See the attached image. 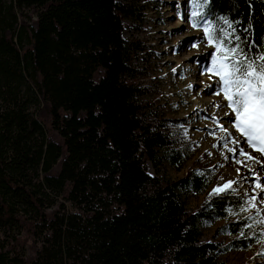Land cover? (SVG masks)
I'll list each match as a JSON object with an SVG mask.
<instances>
[{"label": "trees", "instance_id": "16d2710c", "mask_svg": "<svg viewBox=\"0 0 264 264\" xmlns=\"http://www.w3.org/2000/svg\"><path fill=\"white\" fill-rule=\"evenodd\" d=\"M201 17L264 48V0H206ZM143 18L135 0H0V264H225L262 240L231 192L186 208L211 169L149 174L194 153L123 36ZM218 222L225 240H204Z\"/></svg>", "mask_w": 264, "mask_h": 264}, {"label": "rangeland", "instance_id": "374dc122", "mask_svg": "<svg viewBox=\"0 0 264 264\" xmlns=\"http://www.w3.org/2000/svg\"><path fill=\"white\" fill-rule=\"evenodd\" d=\"M135 1L143 12L144 21L137 24L138 27L125 23L123 36L125 39L137 40L144 49L135 63L142 73V86L148 89L154 103L163 108L166 118L177 122L183 143L190 144L194 153L191 161L181 171L163 165L157 173L149 166V174L158 175L164 180L177 181L185 177L191 169H211L216 174V181L208 193L185 199L186 208L191 211L200 208L210 193H213V189L223 187L228 181H237L232 185L235 192L226 190L214 195L231 192L240 196L248 206L250 218L262 236L260 241H264V194H260V189L256 188L257 177L264 184V156L249 148L244 138L233 128L234 114L227 107L223 95H216L217 86L205 93L202 99H194L190 94L201 93L202 85L207 80H218L217 76L206 71V68L212 66L210 53L215 49L208 46L203 31V25L209 23L201 17L202 8L198 9L199 14L196 17L201 21V26L194 28L192 0ZM174 40L180 44L179 50L173 48ZM189 59L193 61L188 62ZM192 66H196V71L192 70ZM214 100L219 101L220 108L214 107ZM203 103L208 106L213 103V108L207 109L202 106ZM221 113L226 114L227 119L218 124V119L222 117L218 116ZM229 133L231 139L240 141L239 145L231 142ZM240 147L261 163H254L239 155ZM237 160L241 163H237ZM252 197H256L255 201H252L255 207L249 204ZM220 225L221 222H218L203 228V239L223 242L225 237L216 233ZM220 259L225 264H263L264 243L259 242L248 251L221 254Z\"/></svg>", "mask_w": 264, "mask_h": 264}, {"label": "snow or ice", "instance_id": "6c2138e0", "mask_svg": "<svg viewBox=\"0 0 264 264\" xmlns=\"http://www.w3.org/2000/svg\"><path fill=\"white\" fill-rule=\"evenodd\" d=\"M192 5V26L200 27L201 21L196 17L199 14L198 9L206 6V0H192ZM224 24L232 31L229 32L211 24L203 25L208 46L215 49L213 53H210L212 66L206 68V71L218 77L216 95H223L227 107L234 114L233 128L244 138L249 148L264 156V48H261L258 54L253 55L252 49L255 48L253 44L248 45V50L245 51V48L241 47V44L245 42L235 35L232 23L225 19ZM229 138L231 139V133H229ZM231 142L236 145L240 143L238 139H231ZM229 151H234V149H229ZM239 155L245 156L247 160H252L254 163H261L246 153L242 147L239 148ZM237 163L241 161L237 160ZM234 183L237 181H228L223 187L213 189L210 196L226 190L235 192L232 188ZM256 188L260 189V194H264V184L259 181V177H257ZM255 199L256 197L250 199L251 207H255L252 203ZM258 242L264 243V241Z\"/></svg>", "mask_w": 264, "mask_h": 264}, {"label": "bare ground", "instance_id": "6f19581e", "mask_svg": "<svg viewBox=\"0 0 264 264\" xmlns=\"http://www.w3.org/2000/svg\"><path fill=\"white\" fill-rule=\"evenodd\" d=\"M183 39V38H182ZM164 42V41H163ZM173 43H174V47L173 48H175V49H177V50H179L180 49V44H178L177 43V41L176 40H174V41H172ZM185 43V42H184ZM173 51H175L176 52V50H173ZM190 54V53H189ZM188 54V55H189ZM188 57V56H187ZM190 61H193V60H191V59H189V61L188 62H190ZM195 62V61H194ZM195 65V64H194ZM192 70L193 71H196V66H192ZM217 86V83H216V81L215 82H212V81H210V80H207L203 85H202V91H201V93H190L192 96H193V98L194 99H202V96L203 95H205V93H207V92H209L213 87H216ZM213 103H214V107H216V108H220L221 107V105L219 104V101H213ZM212 103V104H213ZM212 104L211 105H209L208 106V104H202V106L203 107H205V108H213V107H211L212 106ZM217 105H220V107H217ZM222 116V117H221ZM219 117H221L220 119H218L219 120V122H218V124H222L226 119H227V115L226 114H220L219 116H218V118ZM203 119H200V121H202ZM262 209H264V207H263V205H262Z\"/></svg>", "mask_w": 264, "mask_h": 264}]
</instances>
